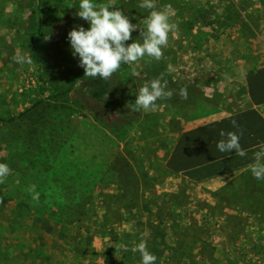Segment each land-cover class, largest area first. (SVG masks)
Instances as JSON below:
<instances>
[{
  "label": "rangeland",
  "instance_id": "rangeland-1",
  "mask_svg": "<svg viewBox=\"0 0 264 264\" xmlns=\"http://www.w3.org/2000/svg\"><path fill=\"white\" fill-rule=\"evenodd\" d=\"M141 2L113 7L144 27ZM79 4L0 0V117H15L0 119V163L12 169L0 183V264H141L131 249L146 231L155 264H264V205L246 210L248 165L264 144V0H156L178 25L164 57L122 64L109 80L132 106L161 74L174 95L124 127L78 89L85 70L68 33L90 28ZM136 40L139 29L126 44ZM221 130L242 133L245 157L218 150Z\"/></svg>",
  "mask_w": 264,
  "mask_h": 264
},
{
  "label": "clouds",
  "instance_id": "clouds-1",
  "mask_svg": "<svg viewBox=\"0 0 264 264\" xmlns=\"http://www.w3.org/2000/svg\"><path fill=\"white\" fill-rule=\"evenodd\" d=\"M114 0L107 3H95L94 0H80L79 11L76 15L90 23V28L74 27L68 33L73 56H78L79 66L84 68V77L111 79L118 72L122 64L132 65L150 57L156 61L164 57L163 49L168 46L169 34L175 36L178 25L171 20L167 9L158 10L156 0H142L139 7L150 10L148 17L143 21L144 27L132 23L127 15L119 8H114ZM139 29L142 43L134 41L126 44L132 37L134 30ZM50 37L46 36L45 39ZM15 62L24 65L32 64V58L27 54L17 53L12 58ZM172 71L169 66V73ZM135 75V73H133ZM174 91L168 88V81L164 74L145 83L138 90L132 111L145 113L155 112L157 101L170 99ZM179 95L182 99L188 98L186 88H181ZM233 125L236 122L233 121ZM240 135L236 132H220L221 139L217 148L220 152H235L245 157L247 152L240 144ZM253 163L248 165L250 172L256 180H264V144L253 154ZM12 169L6 163H0V183H4ZM27 191L35 202H39L40 194L36 192V185H30ZM2 202V201H0ZM147 231L142 234L141 241L131 249L141 256V264H155L157 256L151 253L147 246ZM128 251L124 245L119 246ZM118 259H121L117 256Z\"/></svg>",
  "mask_w": 264,
  "mask_h": 264
},
{
  "label": "trees",
  "instance_id": "trees-1",
  "mask_svg": "<svg viewBox=\"0 0 264 264\" xmlns=\"http://www.w3.org/2000/svg\"><path fill=\"white\" fill-rule=\"evenodd\" d=\"M229 13L231 12L229 11L227 13V17H229L228 15ZM245 25L247 24L245 23ZM85 78L86 80H81V84L78 87V89L84 91L88 99H90L92 102H95L99 106L106 107L110 115H112V119L113 121H115V123H117L118 125L120 124L121 127H124L126 125L132 124V122L138 120L141 117L140 115L141 113L139 114V112L132 111L134 106L128 103V101L125 99L123 85H121L119 82H117L116 80H109V79L105 80L99 77L95 79L89 77H85ZM14 118L15 117L6 119L0 117V119L2 120H13ZM253 180L256 183V185H254L253 188L255 194L252 201L254 203L252 202L253 206H248L247 207L248 209L246 210L249 211V214L251 216L256 217L255 215L260 214V212H256V208H258L259 206L262 207L264 205V190H262L261 188L262 187L261 183L257 184L256 179ZM232 197L236 199L238 197V192L233 190ZM241 197H243L242 194ZM238 207L242 208L240 204L238 205ZM227 221L229 224L232 223L230 215L227 217ZM234 226L236 225H228L226 226V229L232 230L230 231V235L232 237H237L236 240H238L239 232L234 231L235 230ZM226 229H224L223 232H226ZM207 234L210 235L211 232ZM200 239H201L200 236H198L195 238L194 241L198 243ZM204 242L207 244L209 243L208 240H204Z\"/></svg>",
  "mask_w": 264,
  "mask_h": 264
},
{
  "label": "crops",
  "instance_id": "crops-1",
  "mask_svg": "<svg viewBox=\"0 0 264 264\" xmlns=\"http://www.w3.org/2000/svg\"><path fill=\"white\" fill-rule=\"evenodd\" d=\"M253 99H254V97H253ZM253 99H252V101H254ZM255 103H256V102H255ZM246 165H247V164H246ZM246 165H245L244 163H241V170H243V169L246 167Z\"/></svg>",
  "mask_w": 264,
  "mask_h": 264
}]
</instances>
